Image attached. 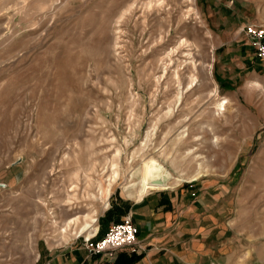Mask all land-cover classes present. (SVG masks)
Returning <instances> with one entry per match:
<instances>
[{
    "label": "rangeland",
    "instance_id": "obj_1",
    "mask_svg": "<svg viewBox=\"0 0 264 264\" xmlns=\"http://www.w3.org/2000/svg\"><path fill=\"white\" fill-rule=\"evenodd\" d=\"M148 1L0 0V264L86 247L85 216L101 240L120 218L100 214L111 197L123 207L120 196L136 199L152 158L168 171L167 191L205 198L228 264H264V60L218 80L216 37L241 20L226 6L236 0L144 10ZM244 1V17L263 24L264 0ZM182 41L164 72L160 59ZM182 133L188 141L176 146Z\"/></svg>",
    "mask_w": 264,
    "mask_h": 264
},
{
    "label": "crops",
    "instance_id": "obj_2",
    "mask_svg": "<svg viewBox=\"0 0 264 264\" xmlns=\"http://www.w3.org/2000/svg\"><path fill=\"white\" fill-rule=\"evenodd\" d=\"M240 1L243 4L240 5ZM244 2L232 1L233 9L226 5L232 15L237 14L242 18L239 17L241 20L230 24V28L226 27L216 37L214 64L221 82L232 75L241 78L244 70L254 68L257 62L255 50L242 29L249 25L264 27V23L256 25L244 17L242 9L247 3ZM135 197L130 199L120 196L126 207L116 197H111L112 201L100 217L105 219L107 211L114 205L120 206L124 212L119 221L107 222V227L103 226L102 230L105 234L96 240L103 238L112 224L120 223L125 216H131L139 230L136 252L126 248L112 254L91 255L87 247L77 245L66 252L67 256L52 255L43 264H228L226 250H218L220 241L216 234L217 228L211 225L215 218L201 194L193 198L191 192L184 188L148 191L144 194L138 191ZM39 263L36 261L35 264Z\"/></svg>",
    "mask_w": 264,
    "mask_h": 264
},
{
    "label": "bare ground",
    "instance_id": "obj_3",
    "mask_svg": "<svg viewBox=\"0 0 264 264\" xmlns=\"http://www.w3.org/2000/svg\"><path fill=\"white\" fill-rule=\"evenodd\" d=\"M165 0H149L147 3L143 4L144 5V10H151V9H162L163 6L165 5ZM135 5H133L134 7ZM132 8V7H131ZM130 10V9H129ZM189 10V9H188ZM131 12V11H130ZM187 12V11H186ZM190 12V11H189ZM129 13V12H128ZM188 13V12H187ZM191 13V12H190ZM189 14V13H188ZM185 45H187V43L185 42H181L179 48L177 49H172V51L165 53V56L160 59V63H162V65L165 67L164 68V72L174 64V59L173 57L176 56V54L179 52L180 48L184 47ZM189 57L192 56L191 54L188 55ZM168 64V65H167ZM194 67H196V65L194 64ZM174 77L175 79V84H176V103L181 101V98L184 94L183 92V81L181 78V74H179V72L175 71L174 73ZM197 80L198 78L196 76H191L189 78V82L186 86L187 91H193L194 88L197 86ZM257 87L259 88V86L257 85ZM218 90L216 89V87L212 90V92L208 93V96L210 99L215 96L217 94ZM167 103V102H166ZM229 100H224V102H218L216 103V112L220 113V112H225L227 110V106H228ZM170 104V103H169ZM172 105V103H171ZM167 112V111H166ZM174 114V110L171 106H169V110L168 112L165 114L164 119H166L169 116H172ZM159 120V119H158ZM171 123V122H170ZM171 128V127H170ZM155 131V130H154ZM187 135H185L184 133H182L180 135V137L176 140L175 144L177 145H183V143L187 142ZM168 153V151H167ZM167 153L164 152V156L167 157ZM169 154V153H168ZM180 164H175L174 167H176L178 170L180 169ZM182 166V165H181ZM141 176V189L140 194H144L148 191H167L171 186L168 184H166L165 179L168 177V171L166 168H164V166H162L157 160L153 159L146 161L142 164V166L140 167V169L138 170ZM203 172H206L204 168L200 167L199 171L197 172V175L195 176V178L199 177V175ZM115 177H117V173L114 174ZM177 184V183H176ZM80 217L81 216H77L75 219H72L71 221H69L65 227L63 228V232H66L67 229H70L72 226L76 227V225L79 224L80 222ZM85 221L84 224L81 226V228L79 229L78 232H80L81 236L85 235V237L87 239H91L92 237H94L96 235V231H97V219L95 218V216H85L84 217Z\"/></svg>",
    "mask_w": 264,
    "mask_h": 264
},
{
    "label": "built area",
    "instance_id": "obj_4",
    "mask_svg": "<svg viewBox=\"0 0 264 264\" xmlns=\"http://www.w3.org/2000/svg\"><path fill=\"white\" fill-rule=\"evenodd\" d=\"M250 45L255 50L257 59L264 60V27L246 26L242 29ZM139 230L131 216H125L120 223L112 224L106 235L99 241L86 240V247L92 254H108L131 248L136 252Z\"/></svg>",
    "mask_w": 264,
    "mask_h": 264
},
{
    "label": "trees",
    "instance_id": "obj_5",
    "mask_svg": "<svg viewBox=\"0 0 264 264\" xmlns=\"http://www.w3.org/2000/svg\"><path fill=\"white\" fill-rule=\"evenodd\" d=\"M124 210L121 209L119 206H112L111 209L107 211L106 217H115V218H121Z\"/></svg>",
    "mask_w": 264,
    "mask_h": 264
}]
</instances>
